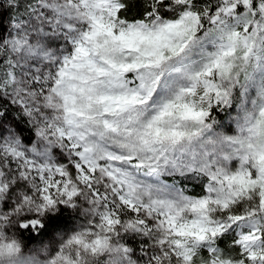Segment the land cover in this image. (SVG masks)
<instances>
[{"label":"snow or ice","instance_id":"6c2138e0","mask_svg":"<svg viewBox=\"0 0 264 264\" xmlns=\"http://www.w3.org/2000/svg\"><path fill=\"white\" fill-rule=\"evenodd\" d=\"M0 264H264V0H0Z\"/></svg>","mask_w":264,"mask_h":264}]
</instances>
